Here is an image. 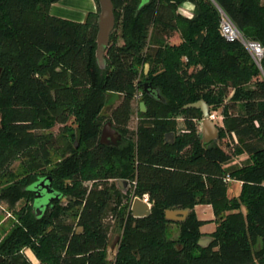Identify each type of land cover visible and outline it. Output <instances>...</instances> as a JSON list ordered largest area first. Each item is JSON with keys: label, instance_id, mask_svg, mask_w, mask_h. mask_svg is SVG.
I'll use <instances>...</instances> for the list:
<instances>
[{"label": "trees", "instance_id": "16d2710c", "mask_svg": "<svg viewBox=\"0 0 264 264\" xmlns=\"http://www.w3.org/2000/svg\"><path fill=\"white\" fill-rule=\"evenodd\" d=\"M59 1L0 0V202L14 219L0 238L1 264H33L24 249L37 264H264V52L255 59L220 32L224 13L264 50V0H112L104 68L95 57L97 0L83 22L52 16ZM187 2L189 16L180 10ZM113 93L120 100L106 115ZM199 101L222 109L216 141L201 138L203 112L188 106ZM107 122L122 135L118 147L100 144ZM56 125L66 146L55 145ZM242 155L243 165H228ZM43 176L67 201L37 219L27 186ZM120 180L131 185L125 193ZM231 182L240 188L229 197ZM144 194L151 213L134 217L131 198ZM199 205L211 206L212 220L198 219ZM167 210L188 214L175 222ZM110 212L121 234L109 259Z\"/></svg>", "mask_w": 264, "mask_h": 264}, {"label": "water", "instance_id": "95a60500", "mask_svg": "<svg viewBox=\"0 0 264 264\" xmlns=\"http://www.w3.org/2000/svg\"><path fill=\"white\" fill-rule=\"evenodd\" d=\"M142 4H145L148 0H140ZM99 5V13L97 18V35H96V51L95 57L98 65L101 68L105 67V52L109 45L110 35L115 28L116 19L114 15V7L112 0H97ZM145 69H148V65L145 66ZM2 69L0 68V75ZM144 92L147 94L155 95L159 100L163 101L161 94L158 91L152 90L148 83H145L143 86ZM189 107L200 108L203 112V120H202V131H203V142L208 143L215 139L218 134L217 127L213 122L212 118L209 115V107L203 102L199 101L194 104L188 105ZM139 109L141 112H145V104L144 102L139 103ZM166 137L172 138V134L166 135ZM80 134L79 131H76V142L79 143ZM122 141V135L120 132L112 126L111 122H107L101 130L100 134V144L118 147ZM124 191H126V186H128V182L120 180L117 183ZM58 198V197H56ZM131 212L134 217L142 218L147 217L151 213V208L142 201L140 198H134L131 205ZM188 214V210H167L165 212V217L168 220H172L175 222H182L185 220ZM81 229V228H80ZM209 237H203L199 244L201 246H207L210 242ZM117 241V239H116ZM116 241L112 246V250L116 245ZM4 260L2 256H0V264Z\"/></svg>", "mask_w": 264, "mask_h": 264}, {"label": "rangeland", "instance_id": "374dc122", "mask_svg": "<svg viewBox=\"0 0 264 264\" xmlns=\"http://www.w3.org/2000/svg\"><path fill=\"white\" fill-rule=\"evenodd\" d=\"M187 3H190V2H187ZM182 5L180 7V10L183 14L189 16L193 13V11L191 13L184 12L182 10ZM174 41H178L177 35L175 37L171 38V40H169L170 43H173ZM119 44H121V41H119ZM145 71L146 72L149 71V65H148V69L147 70L145 69ZM119 100H120V97L118 95H111V94L109 95L108 101L105 105V114L106 115L109 112V109H107V108H110V107L116 105L119 102ZM221 110H222L221 108H218L215 111L214 110L211 111L209 108V115H210V117H212L213 122L218 127L222 125ZM137 122H138V115H137L136 111H134L133 116L131 117V120L129 122L128 129L134 130L136 125H137ZM60 129H61V127L59 125H56L55 127H53L49 131L50 133L53 134L54 139H56L55 145L58 148L63 146V145L66 146L68 143L65 139L62 138V134L60 133V131H61ZM200 131H201V138L203 140L202 122L200 124ZM217 136H218V134H217ZM69 139H70V134H69ZM216 140H217V137L215 139H213L212 141H216ZM212 141H210V142H212ZM128 142H129V140L124 139L121 147L126 146L128 144ZM57 156H58L57 153L56 154L53 153L51 155V160L53 161V163L56 161ZM246 160H247L246 155L238 156V157H235L234 159H232L228 165H243L246 162ZM17 165H18V162L15 161L11 165V169H15ZM86 184L91 186L92 182H87ZM239 188H240V183H238V182L229 183V189H228L229 197L236 195L239 191ZM131 204H132V202H131ZM130 208H131V206H130ZM195 213H196L198 219H200V220H212L214 217L213 216V210H212L211 206H209V205L196 206L195 207ZM12 215H13V212L10 209H8L7 205L3 202H0V238L4 237L8 233L9 228H10L12 222L14 221ZM118 220L119 219L116 218L114 212L107 213L105 218H104V223L108 227V258L109 259L113 256L112 250L110 248L112 247V245L114 244V242L117 239L116 245L114 248V249H116V246H117V243L119 241L120 234H121V228H120V224L118 223ZM214 227H215L214 223H208V224L201 227V231L205 235H208L214 230ZM79 230H81V229H79ZM169 230H171V232H172V234H170V238L172 240H176L178 237V226L176 224H170ZM24 253L32 261L33 264L38 263L37 259L34 257L32 252L29 251V249H24Z\"/></svg>", "mask_w": 264, "mask_h": 264}, {"label": "flooded vegetation", "instance_id": "af4514ba", "mask_svg": "<svg viewBox=\"0 0 264 264\" xmlns=\"http://www.w3.org/2000/svg\"><path fill=\"white\" fill-rule=\"evenodd\" d=\"M27 190L32 194V199L27 201L25 205L29 206L32 215L37 219L45 216L55 203L65 205L67 201L52 187V178L49 176L39 177L34 183L27 186ZM125 190L123 189L124 193L127 192L128 186Z\"/></svg>", "mask_w": 264, "mask_h": 264}, {"label": "crops", "instance_id": "0c3cea01", "mask_svg": "<svg viewBox=\"0 0 264 264\" xmlns=\"http://www.w3.org/2000/svg\"><path fill=\"white\" fill-rule=\"evenodd\" d=\"M194 6L191 3H185L182 5L184 12L191 13ZM97 3L95 0H60L59 2L51 5L49 12L52 16H56L62 19L83 22L87 13L96 12ZM118 95V94H111Z\"/></svg>", "mask_w": 264, "mask_h": 264}, {"label": "built area", "instance_id": "2783aa9c", "mask_svg": "<svg viewBox=\"0 0 264 264\" xmlns=\"http://www.w3.org/2000/svg\"><path fill=\"white\" fill-rule=\"evenodd\" d=\"M220 32L222 36L229 41L240 40L255 59L261 58L262 52H264L261 46L258 43H251V42L245 41L240 31L237 29L234 23L224 13H221ZM138 98L139 96H137V99ZM129 187H131V185L128 183V189ZM137 197L140 198L145 203H147V205L151 208V202L149 201V197L147 194H144L141 197L133 195L131 198V202H133L134 198H137Z\"/></svg>", "mask_w": 264, "mask_h": 264}]
</instances>
